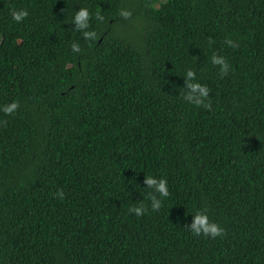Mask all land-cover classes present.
Returning <instances> with one entry per match:
<instances>
[{
    "label": "trees",
    "instance_id": "trees-1",
    "mask_svg": "<svg viewBox=\"0 0 264 264\" xmlns=\"http://www.w3.org/2000/svg\"><path fill=\"white\" fill-rule=\"evenodd\" d=\"M187 69L211 109L182 96ZM12 101L0 264H264V0H0V108ZM148 174L169 184L155 212ZM196 210L224 234L192 235Z\"/></svg>",
    "mask_w": 264,
    "mask_h": 264
},
{
    "label": "clouds",
    "instance_id": "clouds-1",
    "mask_svg": "<svg viewBox=\"0 0 264 264\" xmlns=\"http://www.w3.org/2000/svg\"><path fill=\"white\" fill-rule=\"evenodd\" d=\"M119 15L128 18L131 13L123 8L119 10ZM28 16V11L26 9L13 10L12 19L15 22H21ZM96 19L100 20L102 17L97 14ZM90 12L87 8H80L73 17L72 23L75 25V29L82 32L83 37L86 40H95L96 32L94 30H88L90 28ZM224 44L230 48H237L239 44L232 40L231 38L225 39ZM72 51L78 53L80 51V45L78 43H73L71 45ZM211 63L219 67V72L221 76H226L231 68L228 59L224 55H219L213 53L211 56ZM186 78V88L188 92L185 94L182 92V96L189 103L196 105L197 107L203 106L206 109H211V101L209 99L210 89L206 84H201L196 78V72L192 69H187L185 71ZM18 101H12L5 104L0 111L5 114H14L18 109ZM145 184L147 185L146 198L150 201L151 210L153 212L158 211L162 205L163 201L169 196V184L168 180L164 177L157 178L154 175H145ZM56 195L60 198H64V191L58 189ZM148 207L142 201L135 203L132 207L128 209L130 214H135L136 216H141L145 214ZM190 230L191 234L194 236H211L216 238L222 236L225 229L215 221H212L206 210H196L193 215V223L186 227Z\"/></svg>",
    "mask_w": 264,
    "mask_h": 264
}]
</instances>
